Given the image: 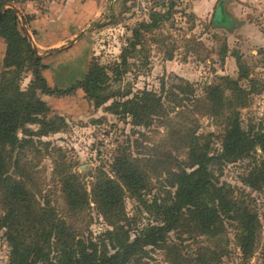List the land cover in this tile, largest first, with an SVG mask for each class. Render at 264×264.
Masks as SVG:
<instances>
[{"label": "rangeland", "instance_id": "1", "mask_svg": "<svg viewBox=\"0 0 264 264\" xmlns=\"http://www.w3.org/2000/svg\"><path fill=\"white\" fill-rule=\"evenodd\" d=\"M51 1L25 0L14 5L29 18L35 16V11L38 15L45 13ZM27 3H33V13H26ZM204 3L205 0H112L111 8L94 17L88 27L61 47L65 49L42 55L37 50L48 68L55 62V55L72 47L79 38L85 39L89 47L85 51L82 76L78 78L81 80L92 61L108 69L120 63L122 51L133 41V31L138 30L140 43L128 56L129 67L122 79L110 83V92L128 94L129 98L144 90L161 94L168 113L167 121L154 120L149 128H144L133 126L130 118L115 116L104 109L115 99L94 109L80 89L64 97L40 96L55 115L65 119L67 127L43 138L42 144H36L37 152L26 153L25 159L30 163L25 171L29 176L28 188L39 203H48L78 236L98 241L110 228L89 199H92L91 188L97 171L111 176L113 159L122 152H130L146 174L149 188L143 192V200L148 204L154 200L160 203L174 192L168 185L166 171L176 172L188 163L187 131L204 137L205 142L210 141V155L220 153L223 120L211 117L207 104L196 101L203 99L206 87L224 86L220 78L238 80V86L250 93L245 106H234L242 128L254 135L264 132V0H222L223 13L235 20L222 22L218 16L216 21L223 28L211 24L212 15ZM152 12L165 14L167 19L158 28L141 29V23H150ZM28 34L34 45L29 29ZM0 40L4 44L1 73L6 45ZM72 40L75 41L71 44ZM242 73L247 75L246 79L239 78ZM42 74L46 79L44 71ZM31 78V72L21 74L22 90L27 89ZM47 82L52 86L49 79ZM224 113L228 115V111ZM252 156L255 162L245 159L210 167L215 178L230 187L236 198H243L245 206L259 216L257 240L249 255L240 249L230 222L224 221L225 231L217 236L203 234L191 222H185L184 227L166 235L163 245L147 247L145 261L149 264H264V191H254L242 182L258 166L261 152L257 146ZM54 163L66 166L79 176L90 202L83 210L68 209ZM123 200L125 213L134 228L158 224L154 222L155 214L147 213L138 201L127 194ZM3 210L0 189V215ZM4 234L0 230V264H7L10 256ZM135 234L132 231L131 238Z\"/></svg>", "mask_w": 264, "mask_h": 264}, {"label": "trees", "instance_id": "2", "mask_svg": "<svg viewBox=\"0 0 264 264\" xmlns=\"http://www.w3.org/2000/svg\"><path fill=\"white\" fill-rule=\"evenodd\" d=\"M24 1L0 0V12L7 3ZM221 5L222 0L218 2V13L212 16L214 27L223 26L216 21L218 16L222 22H234L223 13ZM164 15L152 12L150 23L143 22L140 28H158L160 22L167 19ZM21 18L27 25L32 17L22 15ZM227 28L230 30V25ZM0 38L6 45L0 73V189L4 201L0 230L5 231L10 248L7 264H149L145 261L146 248L163 245L166 235L184 227L185 222H191L199 232L213 236L224 233V221L230 222L244 255L252 252L257 240L259 216L245 206L243 198H236L230 187L221 184L210 168L245 159L255 162L252 153L257 146L261 152L258 166L255 165L242 182L254 191H264V132L254 135L242 128L239 112L234 106H245L250 93L238 86V80L220 78L224 86H208L203 99L196 100L207 104L211 117L223 120L221 151L210 155V141L205 142L204 137L187 131L188 163L176 172L166 171L170 180L168 185L174 192L162 202L154 200L148 204L143 200L149 182L128 151L113 159L111 176L102 170L97 171L91 188L92 199L89 200L110 228L104 231L101 240L93 241L74 233L48 203L38 202L28 188L29 176L25 171L30 163L25 159L26 153L37 152L36 144H42L43 138L67 127L65 119L55 115L41 95L64 97L80 89L94 109L115 99L104 109L115 116L130 118L133 126L149 128L154 120L161 123L168 120L161 94L144 90L129 98L128 94L110 92V83L119 82L129 67L128 56L140 43L139 31H133V41L122 51L120 63H114L108 69L92 61L86 75L65 89L48 85L42 74L46 66L12 8L6 9L0 18ZM25 71L31 72L32 78L27 89L22 90L20 76ZM246 76L242 73L239 78L246 79ZM226 91L228 95H225ZM117 96L119 100H116ZM29 127L36 128L31 130ZM54 165L68 209L74 212L83 210L90 202L79 176L62 164ZM126 194L138 201L147 213H154V222L158 224L134 228L125 213L123 199ZM132 231L136 233L133 238Z\"/></svg>", "mask_w": 264, "mask_h": 264}, {"label": "crops", "instance_id": "3", "mask_svg": "<svg viewBox=\"0 0 264 264\" xmlns=\"http://www.w3.org/2000/svg\"><path fill=\"white\" fill-rule=\"evenodd\" d=\"M218 1L205 0L206 10H210L212 16L217 14ZM111 2L112 0H52L45 13L40 12L38 15L35 11V16L27 24L34 47L42 55L65 46L88 27L94 17L110 9ZM32 8L33 3H27L26 13H33ZM231 19L235 22L233 18ZM3 45L0 40V59L3 57ZM88 47L87 41L79 38L72 47L55 55L53 65L44 70L46 79L47 73L50 72L48 79L52 86L47 82L48 85L64 89L79 80L83 73L82 66L84 60L86 61L85 51Z\"/></svg>", "mask_w": 264, "mask_h": 264}, {"label": "water", "instance_id": "4", "mask_svg": "<svg viewBox=\"0 0 264 264\" xmlns=\"http://www.w3.org/2000/svg\"><path fill=\"white\" fill-rule=\"evenodd\" d=\"M8 8H12V9L16 12L17 16L19 17L20 25H21V27H22V29H23L25 35L27 36L28 40L31 42V37H30V35L28 34L27 26H26V24L22 21V18H21V17H22V13H21V12L15 7L14 3H7V4L4 5L3 10L0 12V18H1V16L3 15L4 11H5L6 9H8ZM217 13H218V11H217ZM74 41H75V40H72V41H71V44H72ZM31 44H32V43H31ZM32 45H33V44H32ZM33 48L36 50V48L34 47V45H33ZM65 48H66V47L61 48V49H57V50H51V51H49L48 53H49V54H53V53H56V52H59V51L65 49ZM36 52H37V50H36ZM40 57H41V56H40Z\"/></svg>", "mask_w": 264, "mask_h": 264}]
</instances>
